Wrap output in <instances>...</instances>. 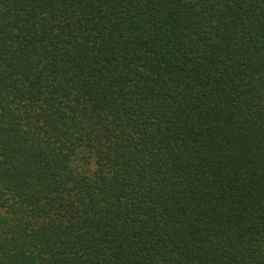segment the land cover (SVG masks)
<instances>
[{
	"label": "trees",
	"instance_id": "16d2710c",
	"mask_svg": "<svg viewBox=\"0 0 264 264\" xmlns=\"http://www.w3.org/2000/svg\"><path fill=\"white\" fill-rule=\"evenodd\" d=\"M0 264H264V0H0Z\"/></svg>",
	"mask_w": 264,
	"mask_h": 264
}]
</instances>
